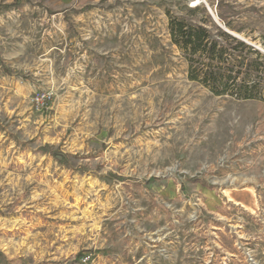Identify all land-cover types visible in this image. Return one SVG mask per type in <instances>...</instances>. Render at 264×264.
Wrapping results in <instances>:
<instances>
[{
    "label": "rangeland",
    "instance_id": "374dc122",
    "mask_svg": "<svg viewBox=\"0 0 264 264\" xmlns=\"http://www.w3.org/2000/svg\"><path fill=\"white\" fill-rule=\"evenodd\" d=\"M191 3L0 0V264H264V104L168 31L207 4L264 56V0Z\"/></svg>",
    "mask_w": 264,
    "mask_h": 264
},
{
    "label": "trees",
    "instance_id": "16d2710c",
    "mask_svg": "<svg viewBox=\"0 0 264 264\" xmlns=\"http://www.w3.org/2000/svg\"><path fill=\"white\" fill-rule=\"evenodd\" d=\"M200 11L205 18L198 24L168 20L170 41L188 62V78L215 96L264 104V56L211 22L205 8Z\"/></svg>",
    "mask_w": 264,
    "mask_h": 264
},
{
    "label": "built area",
    "instance_id": "2783aa9c",
    "mask_svg": "<svg viewBox=\"0 0 264 264\" xmlns=\"http://www.w3.org/2000/svg\"><path fill=\"white\" fill-rule=\"evenodd\" d=\"M32 106L37 111H43L47 109L48 108V97L46 96V94L45 93L35 94L32 98Z\"/></svg>",
    "mask_w": 264,
    "mask_h": 264
},
{
    "label": "water",
    "instance_id": "95a60500",
    "mask_svg": "<svg viewBox=\"0 0 264 264\" xmlns=\"http://www.w3.org/2000/svg\"><path fill=\"white\" fill-rule=\"evenodd\" d=\"M205 7H206V9H207L209 15L212 16V18H213L214 21L216 22V24H217L219 27H221L225 32L229 33V32H228L223 26H221L220 24H218L217 19L214 17V14L212 13L211 9L208 7L207 4H205ZM229 34L233 36V34H231V33H229ZM234 37H236V36H234ZM236 38H238V37H236ZM238 39H240V38H238Z\"/></svg>",
    "mask_w": 264,
    "mask_h": 264
},
{
    "label": "bare ground",
    "instance_id": "6f19581e",
    "mask_svg": "<svg viewBox=\"0 0 264 264\" xmlns=\"http://www.w3.org/2000/svg\"><path fill=\"white\" fill-rule=\"evenodd\" d=\"M201 0H192V6L196 7L198 4H200Z\"/></svg>",
    "mask_w": 264,
    "mask_h": 264
}]
</instances>
